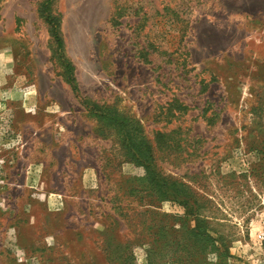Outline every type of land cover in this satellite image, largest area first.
<instances>
[{"label": "rangeland", "instance_id": "374dc122", "mask_svg": "<svg viewBox=\"0 0 264 264\" xmlns=\"http://www.w3.org/2000/svg\"><path fill=\"white\" fill-rule=\"evenodd\" d=\"M44 2H0V264H264V0H52L61 54Z\"/></svg>", "mask_w": 264, "mask_h": 264}, {"label": "trees", "instance_id": "16d2710c", "mask_svg": "<svg viewBox=\"0 0 264 264\" xmlns=\"http://www.w3.org/2000/svg\"><path fill=\"white\" fill-rule=\"evenodd\" d=\"M2 0H0L1 2ZM52 0H45L44 5H43V11L46 16V20L48 24L51 27L52 35L54 37V40L56 41V46H57V52L59 54L62 53V47H64V41L62 39V34H61V18L58 16H53L50 13V4ZM66 67L65 71L67 73V81L68 83L72 86L73 90L78 93V84L76 81V78L73 74V66L70 64V61L68 59H65ZM129 120V119H128ZM139 128V126H138ZM131 132V131H130ZM135 133L127 134V138H133L138 142V145L136 147V152L142 151L138 160L140 162L146 163L147 160H153L154 156L152 154L153 152V146L151 143L147 140H145V137L141 135V130L139 131H134ZM139 136L140 139L138 140L137 137ZM195 229L192 230L194 232ZM197 236V234H196ZM209 237V236H208ZM194 240L197 244H202L203 247L208 245L207 243H202L197 237L193 236ZM223 243V242H222ZM152 261V260H151ZM151 261L149 260V263L151 264Z\"/></svg>", "mask_w": 264, "mask_h": 264}]
</instances>
